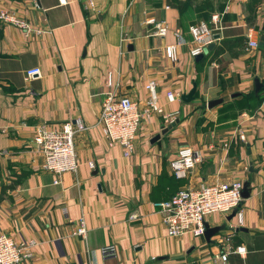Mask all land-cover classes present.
I'll return each mask as SVG.
<instances>
[{"label":"crops","instance_id":"0c3cea01","mask_svg":"<svg viewBox=\"0 0 264 264\" xmlns=\"http://www.w3.org/2000/svg\"><path fill=\"white\" fill-rule=\"evenodd\" d=\"M208 1L210 13H222L213 46L242 38V47L235 45V54L208 50L194 59L188 45L178 44L171 61L163 48L175 44L172 30L189 39L172 0H37V7L29 0H0V7H14L45 30L24 38L0 22V151H6L0 152V233L33 242L30 257L18 264H213L224 244L230 251L222 264H264V87L254 92L252 82L257 77L264 84V52L245 49L249 30L257 41L261 35L264 0L255 9L257 28L246 24L247 0ZM149 19L164 20L166 34L152 35ZM32 67L39 75L25 79ZM108 73L115 91L139 109L144 85L153 81L156 104L176 121L150 143L170 123L156 113L142 119L128 156L108 143L96 123ZM192 84V99L183 102L180 96ZM166 91L179 96L168 102ZM215 98L222 101L206 107ZM233 98L229 117L220 107ZM66 120L74 130L77 166L55 175L42 169L32 137L36 126ZM181 145L198 149L202 160L185 178H175L169 162ZM235 179H248V196L235 211L205 217L208 227H218L208 240L166 234L153 202L181 188ZM11 181L15 185L1 191ZM237 212L241 224L225 240ZM78 220L84 237L72 233ZM105 244L115 246L113 256L100 255Z\"/></svg>","mask_w":264,"mask_h":264},{"label":"built area","instance_id":"2783aa9c","mask_svg":"<svg viewBox=\"0 0 264 264\" xmlns=\"http://www.w3.org/2000/svg\"><path fill=\"white\" fill-rule=\"evenodd\" d=\"M31 5L37 7V0H29ZM64 0H59L63 2ZM221 14L210 13L208 19L189 23L186 32L189 39H184L179 28L172 30L175 44L165 45L163 48L166 58L174 60L175 46L178 44L188 45L187 53L190 57L203 53V49L210 43H215L214 37L221 26ZM0 22L7 23L17 28L24 38L31 33L42 34L45 32L41 27L32 25L24 17L16 14L14 7H0ZM152 24V35L162 37L166 34L168 27L164 20H147ZM253 30H249L245 37V49H256L258 41L252 38ZM39 75V68L32 67L24 73V78L29 79ZM105 91L101 102L97 125L100 133L110 145H118L124 156L130 155L134 146V137L142 119L149 114L156 113L166 124L174 121L172 113H164L156 104L155 84L148 81L144 88L147 91L146 99L142 109L138 104L125 94L117 93V85L112 81L110 74L106 75L104 81ZM165 99L170 102L178 98V94L171 91L165 92ZM245 114L242 113L241 116ZM74 130L69 120L59 123L57 126H36L32 142L36 150L43 158L42 169L59 175L63 172H73L77 162L73 147ZM243 139V135L239 134ZM225 146V144H223ZM0 152L6 153L5 150ZM202 160V154L198 149L181 145L177 148L173 158L169 162L171 174L175 178H185L191 170ZM89 169H94L92 161L87 162ZM241 180H228L222 182L201 183L196 188H181L173 192L167 199L155 201L152 206L160 215V220L165 227L168 236L201 237L204 233L205 217L212 213H229L235 211L241 200ZM65 213V209H62ZM237 222L228 225L229 232L224 236L225 240L232 231L241 224L240 212H237ZM72 233L84 237L85 227L82 220H78ZM221 243V241H220ZM32 241H14L5 233H0V264H18L30 257ZM230 248L224 244L223 251L215 253L212 257L213 264L224 263L226 253ZM235 252H240L239 247ZM102 257H110L115 254L113 244H105L99 248Z\"/></svg>","mask_w":264,"mask_h":264},{"label":"trees","instance_id":"16d2710c","mask_svg":"<svg viewBox=\"0 0 264 264\" xmlns=\"http://www.w3.org/2000/svg\"><path fill=\"white\" fill-rule=\"evenodd\" d=\"M177 8L178 11V20L179 24L181 26H185V28L188 25V21L191 20L192 22L198 21V20H207L209 17L210 12L212 11V6L209 3L208 0H199L196 2V0H172ZM260 0H247L245 3V11H246V16H245V21L246 24L253 26L257 28L256 25H254L253 21L255 20V9L256 6ZM219 1L217 2L216 8L219 9ZM190 21V23H192ZM260 34L262 35V45L260 47V50L264 52V26L260 27ZM186 31V29H185ZM244 39L242 38H234V39H228V40H222L218 44L212 47L211 52H213V55H216L217 53L223 52L224 50L228 51L230 54H235L233 51V47L235 45H243ZM253 96V92L246 93L243 95L244 99H248L249 97ZM236 99L233 98L230 100L228 103L223 104L220 108L226 107L227 105H232V102L235 101ZM242 100H238V102H235L237 104H240ZM223 116V115H222ZM15 185V182L11 181L8 185H2L1 186V191H4L6 188H12Z\"/></svg>","mask_w":264,"mask_h":264},{"label":"water","instance_id":"95a60500","mask_svg":"<svg viewBox=\"0 0 264 264\" xmlns=\"http://www.w3.org/2000/svg\"><path fill=\"white\" fill-rule=\"evenodd\" d=\"M215 38H217V35H214ZM262 45V35H259L258 37V47L260 48ZM213 47V43L208 44L204 49H203V53L210 50ZM202 53V54H203ZM202 54H199L197 56H194V59H197L199 57L202 56ZM253 82V91L257 92L260 88L264 87V84L261 83L257 77H253L252 79ZM194 91V84H192L191 89L187 92L184 93L180 96V99L183 102H188L192 99V93ZM222 101V98H215V99H210L206 102V107L210 108L212 106H215L217 104H219ZM175 120L172 121L169 125H167L166 127H162L160 130V133L155 134L154 136H152L149 140L150 143L154 142L155 140L158 139L159 134L165 133L167 131L168 128H170L171 126H173L175 124ZM250 170V169H249ZM249 181L248 179H245L242 181L241 183V189H240V197L242 198H246L248 196L249 193V187H248ZM232 215V213L230 214V216ZM204 233H203V237L205 240H208V237L211 236L212 234H214L216 232V230H218V227H208L205 223H204Z\"/></svg>","mask_w":264,"mask_h":264},{"label":"rangeland","instance_id":"374dc122","mask_svg":"<svg viewBox=\"0 0 264 264\" xmlns=\"http://www.w3.org/2000/svg\"><path fill=\"white\" fill-rule=\"evenodd\" d=\"M201 104H203V103H201ZM232 106L233 105H227L226 107H222V108H220L224 113H225V115H229V117L230 116H234V113H232V111H231V108H232ZM203 108H205V105H203L202 106ZM233 107H235V106H233ZM221 112H220V116H221ZM220 118H224V117H219V116H217V118L216 119H219V120H221ZM225 125H231V122H228L227 124H225Z\"/></svg>","mask_w":264,"mask_h":264}]
</instances>
